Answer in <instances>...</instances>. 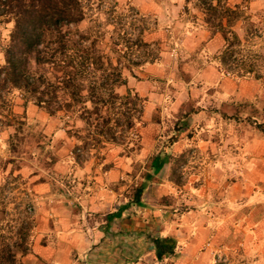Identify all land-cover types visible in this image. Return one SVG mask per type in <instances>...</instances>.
<instances>
[{"label": "rangeland", "instance_id": "374dc122", "mask_svg": "<svg viewBox=\"0 0 264 264\" xmlns=\"http://www.w3.org/2000/svg\"><path fill=\"white\" fill-rule=\"evenodd\" d=\"M186 1L85 0L79 28L105 53L128 52L122 55L133 70L125 71L128 88L144 101L135 126L139 147L92 146L77 161L73 122L67 126L62 113L52 116L33 102L24 107L16 94L24 141L14 151L15 128H0V186L11 183L12 218H23V207L13 210L19 202L31 213L32 251L23 264H264V82L228 74L219 52L195 44V11L203 12L199 0ZM239 4L245 6L235 26L245 39L239 58L264 75V0L232 1ZM12 27L0 18V64ZM157 154L172 160L149 183L145 206H131L109 231L106 211L83 210L76 190L87 163L104 177L120 170L115 210L129 202ZM157 236L176 238L178 255L159 261L150 240Z\"/></svg>", "mask_w": 264, "mask_h": 264}, {"label": "trees", "instance_id": "16d2710c", "mask_svg": "<svg viewBox=\"0 0 264 264\" xmlns=\"http://www.w3.org/2000/svg\"><path fill=\"white\" fill-rule=\"evenodd\" d=\"M199 7L212 35L220 33L224 38L218 56L224 70L239 78L254 76L264 82L254 63L247 65L239 58L237 49L245 39L235 26L244 19L245 6H231L228 0H199ZM0 18L13 24L0 64V128H15L10 136L14 151L24 141L19 135L25 125L23 117L13 110L16 94L24 107L33 102L52 116L62 113L67 126L73 122V136L81 143L73 152L77 161L92 146L100 151L108 144L133 143L139 147L141 137L135 126L144 101L128 88L125 71L133 70L122 63V55L128 52L119 56H113L115 51L105 53L97 39L79 28L86 19L85 0H0ZM138 43L148 45L140 37ZM122 87L127 89L124 94L119 92ZM171 160L169 154L155 155L129 202L109 214L107 223L133 205L145 206L143 197L149 183ZM12 162L10 158L7 163ZM9 184L0 186V264H23L20 259L32 251L33 220L21 202L13 210L23 207V218H12ZM150 240L159 261L178 255L176 238L157 236Z\"/></svg>", "mask_w": 264, "mask_h": 264}, {"label": "crops", "instance_id": "0c3cea01", "mask_svg": "<svg viewBox=\"0 0 264 264\" xmlns=\"http://www.w3.org/2000/svg\"><path fill=\"white\" fill-rule=\"evenodd\" d=\"M232 1L233 0H228V4L231 6H232ZM167 2L168 0H164V2L162 3L166 4ZM173 2L175 3L176 6H180V5L182 6L183 3L187 1L186 0H173ZM195 13L198 15L197 20L199 21V23L197 24V27H195V31L193 34V37L195 39V44L197 46H200L205 43L206 48L210 51V53H217V52L220 53L222 47H224L225 45L222 34L218 33L216 35H212L211 31L207 27V24L204 25V20H203L204 14L201 13L199 10H196ZM163 17L165 19L164 14H163ZM207 72L204 71V74H203L204 77L212 81H218V78H219L218 75L214 73V74H211V76H209V73ZM204 144H207L206 146L207 148H212L214 150L216 148H220V145L218 144L205 142L202 145ZM222 148L225 149L226 144ZM222 157L226 159V156H222ZM214 158L218 159L219 156L216 155ZM116 168L117 166H115L114 168H111V170L105 174V175H108L106 177H104L99 172V170L96 168V166L90 162L87 163L85 167L82 168V171L85 175L82 180L83 182L79 183V186L81 185L80 186L81 188L80 189L77 188L76 191L78 192L77 198L85 212L89 214L90 213L94 214V213H100V212L106 211L107 216H108L109 214L115 213L120 209V207L115 210L112 209L114 205V201H117L118 199L117 198L118 190L116 188V185H117L116 181H118L120 170ZM61 212L64 213V215L69 214V212H66V211H61ZM123 215L124 214H122V216ZM121 217L114 219L113 222L115 220H119ZM71 221L72 220L69 218V222ZM112 223L111 224L107 223L106 225L107 231L110 230ZM100 235H103V234L99 232L97 234V237H99Z\"/></svg>", "mask_w": 264, "mask_h": 264}]
</instances>
